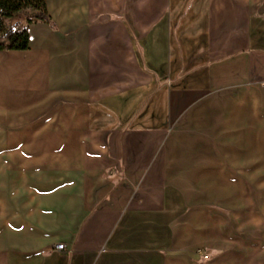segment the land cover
I'll list each match as a JSON object with an SVG mask.
<instances>
[{
    "label": "crops",
    "instance_id": "1",
    "mask_svg": "<svg viewBox=\"0 0 264 264\" xmlns=\"http://www.w3.org/2000/svg\"><path fill=\"white\" fill-rule=\"evenodd\" d=\"M45 2L54 27L0 52V264H264L253 94L247 134L215 126L258 199L191 203L167 179L177 123L264 87V0Z\"/></svg>",
    "mask_w": 264,
    "mask_h": 264
},
{
    "label": "rangeland",
    "instance_id": "2",
    "mask_svg": "<svg viewBox=\"0 0 264 264\" xmlns=\"http://www.w3.org/2000/svg\"><path fill=\"white\" fill-rule=\"evenodd\" d=\"M23 14L21 12L7 19L6 23L22 21L25 17ZM245 88L244 86L238 87L237 89L240 90L223 91L221 94L211 96L209 103L217 110L195 115L191 113L188 118L174 127L176 133L172 144L173 154H171L167 167V179L170 186L179 194H183L191 203L205 201L207 205H214L230 198L240 199L248 196L250 199H258L260 197L258 184L263 178L262 173L257 172L249 176L245 174L247 171H243L247 169V160L240 159L238 170V167H235V160L225 159L223 155L219 157L220 148L222 147L224 151L225 146L220 143V140L224 142L229 139L226 133L230 129L221 128L219 130L215 126L217 123L229 126L235 121V129L239 128L240 134L244 135L247 134L245 132L248 130V121L254 118L257 134L255 137L262 141L264 87L260 83H255ZM250 90L252 92H249ZM251 94L254 95L256 105H252L255 115L246 118L247 105H249L247 97ZM38 122L37 120L31 121L30 125ZM238 122L242 123L238 124ZM245 146L246 144H237V149L235 150L234 146L233 152L235 153L239 148L246 149ZM259 146L262 147L263 144L259 143ZM262 163H264L263 158L256 159L257 167H262Z\"/></svg>",
    "mask_w": 264,
    "mask_h": 264
},
{
    "label": "trees",
    "instance_id": "3",
    "mask_svg": "<svg viewBox=\"0 0 264 264\" xmlns=\"http://www.w3.org/2000/svg\"><path fill=\"white\" fill-rule=\"evenodd\" d=\"M31 15L26 17L25 26H8L7 19L23 12ZM42 23L50 28L54 24L47 13L45 0H0V52L26 51L29 47L28 25Z\"/></svg>",
    "mask_w": 264,
    "mask_h": 264
},
{
    "label": "built area",
    "instance_id": "4",
    "mask_svg": "<svg viewBox=\"0 0 264 264\" xmlns=\"http://www.w3.org/2000/svg\"><path fill=\"white\" fill-rule=\"evenodd\" d=\"M56 251H63L65 249L64 244H57L55 247Z\"/></svg>",
    "mask_w": 264,
    "mask_h": 264
}]
</instances>
